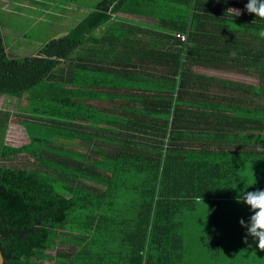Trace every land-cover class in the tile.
Returning a JSON list of instances; mask_svg holds the SVG:
<instances>
[{"label": "trees", "instance_id": "trees-1", "mask_svg": "<svg viewBox=\"0 0 264 264\" xmlns=\"http://www.w3.org/2000/svg\"><path fill=\"white\" fill-rule=\"evenodd\" d=\"M37 1L84 9L20 57L6 39L26 33L0 17V97L14 107L4 122L30 139L11 145L0 131V162L26 159L0 163L3 264H185L182 218L201 200L211 261L219 243H239V264H264L237 224L253 214L245 203L219 231L236 167L239 181L264 179V20L248 0ZM208 65L253 68L259 82L193 71Z\"/></svg>", "mask_w": 264, "mask_h": 264}, {"label": "rangeland", "instance_id": "rangeland-1", "mask_svg": "<svg viewBox=\"0 0 264 264\" xmlns=\"http://www.w3.org/2000/svg\"><path fill=\"white\" fill-rule=\"evenodd\" d=\"M1 1H3V5L0 7L2 9V11H0V17L4 19L5 23H10L11 30L13 29L16 32L23 29L26 33V35H17L15 38L12 39L11 42L8 38L6 39L7 45L18 52H25L27 46L30 44V41L36 44L35 39H37L39 44V42L42 41L43 38L45 39L51 35V31L57 30L59 28V25H62L63 23L68 24V21L72 22L77 16V14L81 12L80 10L84 9L82 7H78L77 5H71V7H67L69 11L62 12L56 7H54V9L52 10L51 3L40 2L37 0ZM81 1L87 6H93V4H95L98 0ZM56 6L61 7V4H56ZM32 18L37 21L34 22V19ZM47 21L49 24H47ZM30 23L31 26L29 27V29L27 28V25ZM10 51L13 53L12 50ZM193 71L199 74L214 77L216 79L225 80L227 82H239L252 85L257 84L259 82L258 72L253 68H245L241 70L233 69L227 66L208 65V67L196 66L193 68ZM13 111L14 107L12 103H10L9 98H7V96H5V98L0 97V131L3 125L6 126L4 128L5 131L7 130L5 135L6 142L11 145L19 146L25 144V142L28 141L26 129L19 124L11 123V125L10 122L16 121L14 117H11L7 124H5L4 122L6 113L9 114ZM23 157L24 156H22V158L20 159H18V157H13L10 160L0 163L13 166L21 165L23 164L22 161L26 160ZM248 173H250V171H248ZM234 174L235 194L233 196L232 202H230L231 204H228L226 206L227 208L225 209L229 213L225 214L230 218V221L228 222L225 219L226 217H224V219L227 221H225V224L227 226L229 224L230 228L226 226L221 227L220 230L223 232L225 231L224 233H226L228 229L232 230L234 225L238 222L237 220H239V203L237 202L238 196L245 191H256L254 190V188L257 185L261 186L259 190H264V179L259 184L255 182L257 177V173L255 172V170L252 171L251 174L243 176L242 181H239V165L236 167ZM87 183L89 182L87 181ZM243 206L244 208L248 207L246 204H244ZM194 212L196 214V217H194L193 214H188L182 218L183 224L181 230L185 247L184 259L187 264H205L212 260L209 255L210 253H213V249H207L206 252L204 246L206 242L204 229L207 227L205 215L206 207L204 201H198L197 208ZM237 224L239 225V222ZM233 235H235L234 239L239 240V232ZM67 248V245L57 246L56 250H48V252L54 254L55 251L65 250ZM233 248H236V250L233 251L232 245L227 244L224 249L228 252L230 251V253L221 254V259H219L218 256H216V258H218L221 263L239 264V243L238 245L235 244ZM241 256L242 258L251 260L255 259L256 256L259 257V254L256 250H250V252L242 250ZM218 259L216 260L217 262ZM51 263H53V261ZM212 263L214 264L215 262Z\"/></svg>", "mask_w": 264, "mask_h": 264}, {"label": "clouds", "instance_id": "clouds-1", "mask_svg": "<svg viewBox=\"0 0 264 264\" xmlns=\"http://www.w3.org/2000/svg\"><path fill=\"white\" fill-rule=\"evenodd\" d=\"M217 2H219V0H217ZM245 10L249 14H253L255 17H259L260 19L264 20V0H248V2L245 4ZM228 11L233 17H238L242 14V11L236 8H229ZM259 35L264 38V30H261ZM233 55H235V53H233ZM27 136L28 141L25 143H28L30 140L28 133ZM237 202L245 203L253 213L249 217L247 223L244 219L239 221L240 225L246 228L244 242L247 243V237L251 236L253 240L257 242V248L261 251H264V190L245 191L238 196ZM56 248L54 250H56Z\"/></svg>", "mask_w": 264, "mask_h": 264}, {"label": "crops", "instance_id": "crops-1", "mask_svg": "<svg viewBox=\"0 0 264 264\" xmlns=\"http://www.w3.org/2000/svg\"><path fill=\"white\" fill-rule=\"evenodd\" d=\"M51 8H52V10L54 9V6L51 4ZM35 20V19H34ZM35 21H37V20H35ZM47 23H48V21H47ZM49 24V23H48ZM65 26H71V25H69V24H66V23H63L62 25H59V28L57 29V30H53V31H55V32H57V33H61V34H65L67 31H68V28L67 27H65ZM51 29H52V27H51ZM12 50H13V48H12ZM13 52H16V54H14V55H19V56H15V57H20V55L22 56V54H24L25 52H18V51H13ZM223 223V222H222ZM220 229H221V227H220ZM219 231H221V230H219ZM222 232V231H221ZM227 243V242H226ZM60 246H62V245H60ZM219 249H220V252H216L215 254L218 256V258L219 259H221L222 257V255L221 254H223V253H230V251L228 252L227 250H225L224 249V245H221V243H219ZM223 247V248H222ZM214 254V255H215ZM233 254V253H232ZM231 254V255H232ZM214 257V256H213ZM216 258V257H215ZM217 258V259H218ZM218 259V262L217 261H215V263L214 264H225V263H221L220 262V260ZM185 264H187V263H185ZM188 264H190V263H188ZM200 264H202V263H200ZM205 264H208V263H205ZM209 264H213L212 262L211 263H209ZM227 264H229V263H227Z\"/></svg>", "mask_w": 264, "mask_h": 264}, {"label": "water", "instance_id": "water-1", "mask_svg": "<svg viewBox=\"0 0 264 264\" xmlns=\"http://www.w3.org/2000/svg\"><path fill=\"white\" fill-rule=\"evenodd\" d=\"M3 262H4V259H3V255L0 249V264H3Z\"/></svg>", "mask_w": 264, "mask_h": 264}, {"label": "built area", "instance_id": "built-area-1", "mask_svg": "<svg viewBox=\"0 0 264 264\" xmlns=\"http://www.w3.org/2000/svg\"><path fill=\"white\" fill-rule=\"evenodd\" d=\"M182 40H185L186 36L184 34H178Z\"/></svg>", "mask_w": 264, "mask_h": 264}]
</instances>
